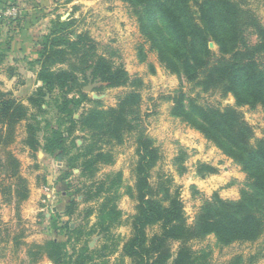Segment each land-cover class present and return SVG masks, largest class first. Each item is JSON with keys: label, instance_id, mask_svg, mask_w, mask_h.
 Here are the masks:
<instances>
[{"label": "rangeland", "instance_id": "374dc122", "mask_svg": "<svg viewBox=\"0 0 264 264\" xmlns=\"http://www.w3.org/2000/svg\"><path fill=\"white\" fill-rule=\"evenodd\" d=\"M245 1L264 24V0ZM141 14L143 11L137 13L124 0H0V90L29 105L28 98L44 85L38 78L40 64L37 61L43 38L53 31H62L60 33L72 41L78 35H88L97 44L98 54L122 64L135 79L125 86H110L94 77L92 70L80 62L82 51H73L66 60L52 64L54 71L69 69V62L75 65L70 90L55 87L52 93H47L42 109L31 107L28 120L16 125L14 141L0 145V264H55L46 253L38 257L29 254L30 249L38 252L37 245L53 240L67 243L66 250L73 254V264L81 259L86 248L95 251L91 255L95 264H135L132 258L123 256V246L131 237V218L136 213L137 202L129 187L135 184L137 139L141 135L150 137L159 149L160 159L151 170L155 190L160 182L168 180L171 189L178 188L189 224L194 223L214 193L224 199L237 200L247 188V174L241 167L201 132L173 116L169 98L183 91L187 99L195 98L200 103L224 108L235 105L234 96L224 95L220 90L205 91L168 70L160 62L158 52L149 50L150 42L140 29ZM59 20L66 25H56ZM256 40V34L251 33L250 44ZM142 44L147 53L144 61L139 52ZM213 48L216 50V46ZM133 91L140 98L129 104L134 112L127 117L138 116L136 129L121 144L117 140L99 144L112 153V161L99 163L90 174L83 175L82 157L71 162L72 173L63 180V169L69 157L84 152L82 149L93 139V133L100 131L94 126L83 127V117L91 111L116 107ZM82 92L86 93V98L73 110L74 130L71 134L67 132L71 124L68 120L62 125L68 137V154L31 151L24 142L27 124L37 127L43 141L49 133V124L58 125L59 106L64 96L81 98ZM238 108L254 127L256 137L264 138V109L261 106ZM63 119H67L65 115ZM102 121L100 119L99 124ZM8 153L19 160L18 173L27 180L25 184L19 181V176L11 177L13 167L9 165L10 159L7 160ZM199 162L215 166L218 172L200 177ZM107 177H110L107 186H111L110 206L117 205L122 222H115L110 228L111 236L105 238L98 225L103 198L86 199L87 192L94 193L100 180ZM10 184L12 189H19L17 202L15 198L6 201L8 194L4 187ZM24 185L28 189L27 198L22 196ZM156 193L162 195L161 190ZM159 231V225L147 229L150 236ZM104 244L107 248L101 249ZM179 245L180 242L172 243L173 253ZM191 245L196 251L209 252L210 264H264V234L256 242H235L227 246L220 245L214 235H209L194 239Z\"/></svg>", "mask_w": 264, "mask_h": 264}, {"label": "trees", "instance_id": "16d2710c", "mask_svg": "<svg viewBox=\"0 0 264 264\" xmlns=\"http://www.w3.org/2000/svg\"><path fill=\"white\" fill-rule=\"evenodd\" d=\"M124 1L130 3L137 13L143 11L139 15L140 29L150 42L149 50L158 52L160 62L168 70L205 91L220 90L224 95L234 96L235 105L220 108L200 103L195 98L187 99L185 92L179 91L169 97L172 100L171 114L201 132L209 142L233 159L247 174L248 185L237 200L224 199L214 193L213 199L198 213L194 223L189 224L179 189H171L168 180L160 182L155 190L151 170L160 159L159 149L150 137L139 136L135 184L133 188L129 187L137 202L136 213L131 218L132 234L123 246V256L132 258L135 264H210L209 252L192 248L194 239L214 235L220 245L227 246L235 242H256L264 234V138L256 137L254 127L238 108L261 106L264 109V24L245 0ZM56 25L65 26L66 22L59 20ZM60 32L53 31L43 38L37 62L40 64L38 78L44 85L28 98L29 105L0 90V145H9L14 141L16 125L28 120L31 107L42 109L47 93H52L55 87H67V90L71 87L75 65L69 62L72 70L69 67L54 71L52 64L66 60L73 51H82L80 62L92 70L94 77H99L110 86H125L130 80H135L122 64H115L103 54H98L97 44L88 35H78L72 41ZM251 33L257 36L254 44L249 42ZM211 41L216 50L210 47ZM139 52L144 61L147 53L143 44ZM83 98H86L85 92L81 93V98L64 96L59 106L58 125L49 124V133L43 141L37 127L27 124L24 142L31 151L68 154V137L62 125L66 120L70 121L67 132L72 133L75 125L73 110L84 101ZM139 98L140 95L133 91L116 107L91 111L83 117V127L94 126L100 131L93 133V139L82 149L84 152L69 157L63 169V180L72 173L71 162L82 157L83 175L90 174L99 163L112 161V153L99 144L115 140L121 144L136 129L138 116L128 119L127 114L134 112L129 104L138 102ZM64 115L67 119H63ZM100 119L103 120L101 124ZM8 159L13 167L11 177L19 176V160L11 153H8ZM197 172L205 178L208 174L217 173L218 169L209 163L199 162ZM19 181L23 184L27 182L21 176ZM108 181L110 177L100 180L94 193L87 192L86 199L103 198L98 211V225L105 238L111 236L110 228L115 222H122L117 205L110 206L111 186H107ZM12 187V184L4 187L8 194L6 201L15 198L17 202L19 189ZM157 190H161L162 195L157 194ZM22 196L28 197L25 185ZM154 225H159L160 231L150 236L147 229ZM174 242H180L175 253L172 251ZM36 247L38 252L32 248L30 255L38 257L46 253L55 264H73V254L66 250V242L53 240ZM103 248L107 245L104 244ZM85 251L75 264H95L91 261L95 251Z\"/></svg>", "mask_w": 264, "mask_h": 264}, {"label": "water", "instance_id": "95a60500", "mask_svg": "<svg viewBox=\"0 0 264 264\" xmlns=\"http://www.w3.org/2000/svg\"><path fill=\"white\" fill-rule=\"evenodd\" d=\"M215 46L214 42H210V47L213 48Z\"/></svg>", "mask_w": 264, "mask_h": 264}, {"label": "crops", "instance_id": "0c3cea01", "mask_svg": "<svg viewBox=\"0 0 264 264\" xmlns=\"http://www.w3.org/2000/svg\"><path fill=\"white\" fill-rule=\"evenodd\" d=\"M10 217V216H9Z\"/></svg>", "mask_w": 264, "mask_h": 264}]
</instances>
